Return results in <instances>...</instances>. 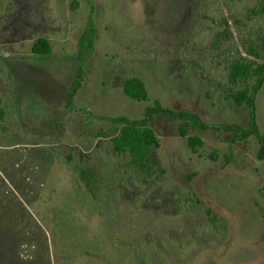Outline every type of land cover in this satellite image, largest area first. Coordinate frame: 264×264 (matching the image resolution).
Wrapping results in <instances>:
<instances>
[{"label": "rangeland", "instance_id": "1", "mask_svg": "<svg viewBox=\"0 0 264 264\" xmlns=\"http://www.w3.org/2000/svg\"><path fill=\"white\" fill-rule=\"evenodd\" d=\"M258 1L0 0V232L10 239L0 264H264V162L255 138L231 144L197 130L204 146L194 153L176 122L157 117L161 147L152 159L165 173L142 186L98 119H140L158 100L208 124L247 128L249 109L223 90L228 67L264 33V19L246 18ZM89 17L96 47L69 106ZM39 37L51 42V56L32 54ZM132 77L146 83L148 102L124 94ZM256 114L264 133V91ZM86 156L112 195L94 200L73 172ZM208 211L227 227L222 235ZM24 242L36 246L27 259Z\"/></svg>", "mask_w": 264, "mask_h": 264}, {"label": "trees", "instance_id": "2", "mask_svg": "<svg viewBox=\"0 0 264 264\" xmlns=\"http://www.w3.org/2000/svg\"><path fill=\"white\" fill-rule=\"evenodd\" d=\"M229 5L235 6L238 0H226ZM235 3V4H234ZM248 21L264 19V0H259L254 7L248 9L246 14ZM228 24V22H226ZM251 36L248 46H245V53L240 54L227 69L225 84L228 89H224L226 99L230 100L237 107L246 106L249 109V126L244 128L235 124H208L201 115L194 111L174 110L162 105L155 100L152 106L145 109L144 115L140 119H129L126 117H104L98 119L108 124L113 135L110 138V146L116 157L125 158V163L140 185H146L152 180H157L165 171L153 163L152 154L155 148L161 147V140L154 130L157 117H166L176 122L179 136L187 140L188 147L196 153L204 146V141L195 135V131L206 133L213 131L227 135L231 144L248 142L255 138L259 144L257 159L264 162V133L262 132L256 114V102L260 92L264 91V33H257L256 37ZM97 29L91 17L87 20L78 44V56L81 66L76 73L75 80L68 93V105L73 106L79 90L83 86L85 79V62L90 59L95 51ZM31 52L35 56L47 57L53 54L51 42L45 37L37 38ZM123 91L129 98L138 102H148L150 93L146 83L137 77L129 78L123 85ZM81 112L86 113L83 109ZM107 135L102 132L101 136ZM91 156H86L79 165L73 166V172L79 176L80 181L86 187L88 193L94 200H100L103 196L112 195V187L109 180L105 178L103 170L92 163ZM72 163L73 159H68ZM192 176L187 180L191 181ZM211 227L215 234L222 235L227 227L208 211ZM32 225L40 226L34 222ZM35 223V224H34ZM43 232V230H40ZM8 236L0 232V247L5 245ZM30 244V245H29ZM35 249V244L24 242L21 245L20 254L27 259L30 249ZM25 256V257H23ZM30 257V256H29Z\"/></svg>", "mask_w": 264, "mask_h": 264}]
</instances>
